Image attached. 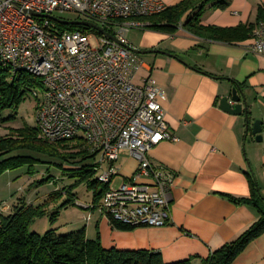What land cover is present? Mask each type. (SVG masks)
<instances>
[{
	"label": "crops",
	"instance_id": "obj_1",
	"mask_svg": "<svg viewBox=\"0 0 264 264\" xmlns=\"http://www.w3.org/2000/svg\"><path fill=\"white\" fill-rule=\"evenodd\" d=\"M183 1L162 0L168 7ZM260 7L264 8V0H234L228 10L208 8L202 25L257 28ZM138 31L135 42L129 41L133 49L175 55L142 56L145 66L135 78L137 84H143L151 77L162 87L167 122L177 138L162 142L149 155L152 163L175 176L172 218L161 228L119 231L108 217L95 211L87 219V236L96 240L99 231L108 250H146L160 253L166 264L190 259L202 264L259 220L253 206L230 197L253 198L251 174L264 195V56L249 51L254 32L246 40L225 43L193 36L183 28L175 35ZM235 82L248 96L249 132L245 115H232L220 105L223 98L232 96ZM256 121L263 124L262 142L252 133ZM117 167L127 179L135 174L138 162L124 152ZM233 264H264V236L252 242Z\"/></svg>",
	"mask_w": 264,
	"mask_h": 264
},
{
	"label": "built area",
	"instance_id": "obj_2",
	"mask_svg": "<svg viewBox=\"0 0 264 264\" xmlns=\"http://www.w3.org/2000/svg\"><path fill=\"white\" fill-rule=\"evenodd\" d=\"M167 8L162 0H0V65L13 77L27 73L39 80L41 91L32 89L30 95L38 102L40 137L52 143L81 139L96 157L99 181L109 187L97 210L135 228L165 227L172 218L175 176L149 155L177 138L167 122L162 87L151 77L135 82L145 62L128 41L132 29L149 25L141 18ZM65 13L82 16L80 21L98 25L115 39L34 16L66 20L57 15ZM249 51L264 56V21ZM124 152L138 168L115 188Z\"/></svg>",
	"mask_w": 264,
	"mask_h": 264
},
{
	"label": "trees",
	"instance_id": "obj_3",
	"mask_svg": "<svg viewBox=\"0 0 264 264\" xmlns=\"http://www.w3.org/2000/svg\"><path fill=\"white\" fill-rule=\"evenodd\" d=\"M233 2L234 0H185L168 7L160 14L140 20L149 23L146 30L175 35L180 28H183L199 38L235 43L250 38L256 26L220 28L202 25V17L208 8L228 10ZM187 15L189 16L184 21ZM261 21H264L263 7L258 10V22ZM65 28L85 30L84 27L79 26ZM38 84L39 80L28 76L27 73L13 77L8 69L0 65V127L16 121L15 115L4 117V113L8 110L17 111L30 96L32 88ZM234 84L240 85L236 82ZM9 133L7 137H0V177L8 171L19 169L27 164L33 167L34 159L16 155L20 151L45 153L51 157L69 161L72 166L67 167V170L73 171L74 175L88 183L93 194L95 206L93 212L97 211L109 187L99 181L96 157L88 152L81 139L52 143L40 137L37 127H31L28 124L18 128L9 127ZM80 162L87 164L83 167H75L76 163ZM250 180L253 198L230 197V199L239 204L253 206L257 210L259 220L236 240L213 252L208 259L202 261V264H233L252 242L264 236V195L252 174ZM67 194L71 198L65 207L79 206L72 190H67ZM47 205L48 203L36 207L28 204L23 198L14 205L12 213L4 214L0 211V264H166L162 255L156 252L105 249L99 231L96 240L88 238L86 228L66 235H59L56 230L48 231L44 235L32 232L31 227L36 220L46 216ZM56 216L58 217V213L52 218V223H55ZM110 220L116 230L137 229ZM173 264L193 263L190 259Z\"/></svg>",
	"mask_w": 264,
	"mask_h": 264
},
{
	"label": "rangeland",
	"instance_id": "obj_4",
	"mask_svg": "<svg viewBox=\"0 0 264 264\" xmlns=\"http://www.w3.org/2000/svg\"><path fill=\"white\" fill-rule=\"evenodd\" d=\"M57 15L68 21L85 20L78 14ZM138 30L132 29L128 33L130 43L135 42ZM93 45L97 47L96 40H93ZM27 75L33 78L30 74ZM34 79L36 78L34 77ZM32 89L41 91L39 85ZM37 107V100L33 95H30L17 111H6L4 117L15 115L17 119L12 124L0 127V137H7L10 134L9 127L18 128L24 124L37 127ZM16 155L33 158V167L27 164L19 169L8 171L0 177V211L4 214L12 213L14 205L20 199L25 198L28 204L36 207L48 203L46 216L36 220L31 227L32 232L44 235L48 231L56 230L57 234L66 235L85 229L89 225L87 219L93 212L88 209L94 205L93 194L86 181H82L80 177L74 175L73 171L67 170V167H71L72 163L33 151H20ZM86 164V162L76 163L75 167H83ZM122 179L116 180L115 188L122 184ZM67 190H72L79 206L68 205L65 207L71 198L67 194ZM96 212L100 211L97 210ZM57 213L58 217L56 216L55 223H52V218Z\"/></svg>",
	"mask_w": 264,
	"mask_h": 264
},
{
	"label": "water",
	"instance_id": "obj_5",
	"mask_svg": "<svg viewBox=\"0 0 264 264\" xmlns=\"http://www.w3.org/2000/svg\"><path fill=\"white\" fill-rule=\"evenodd\" d=\"M34 16H36V17H47V18H50L54 21L59 22L60 24H62L64 26H79V27H84L87 29H94L100 33L105 34L106 36H108L112 39H115L113 36L106 33L104 31V29H102L101 27H99L98 25H96L92 22L80 21V20L66 21V20H61V19L54 17V16H41V15H37V14H34ZM131 50L140 56H145V55H150V54H164V55L175 57L174 54L164 52L161 50H137V49H133V48H131ZM220 105H221L222 110H224L227 113H230V114L235 115V116L245 115L246 120L248 122L247 130H248V132L250 131L251 127H250V123H249V121H250L249 101H248V96L245 93V91L243 90L242 86L236 85L235 88L233 89L232 96L223 98L221 100ZM262 125L263 124L261 121H256L253 125V128H252V133L254 136H256V139L258 142H262V140H263V136H262V130H263L262 127L263 126Z\"/></svg>",
	"mask_w": 264,
	"mask_h": 264
}]
</instances>
